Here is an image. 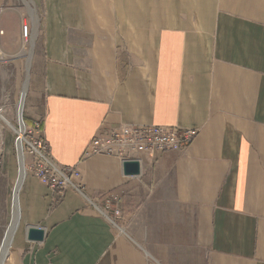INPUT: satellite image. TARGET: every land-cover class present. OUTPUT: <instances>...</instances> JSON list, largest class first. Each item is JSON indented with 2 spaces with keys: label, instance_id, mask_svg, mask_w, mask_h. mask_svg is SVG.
<instances>
[{
  "label": "crops",
  "instance_id": "1",
  "mask_svg": "<svg viewBox=\"0 0 264 264\" xmlns=\"http://www.w3.org/2000/svg\"><path fill=\"white\" fill-rule=\"evenodd\" d=\"M3 3L0 108L4 83L18 77L27 14L32 26L41 21L43 56L26 119L43 122L54 158L78 166L88 195L103 198L90 204L68 189L57 202L22 161L2 263L264 264V0ZM25 85L10 89L9 102L20 92V114ZM122 123L197 134L182 150L146 159L137 176L116 157L82 160L96 135ZM9 135L0 137V169L14 178ZM110 201L109 214L122 212L117 224L100 211ZM32 226L44 240H29Z\"/></svg>",
  "mask_w": 264,
  "mask_h": 264
},
{
  "label": "built area",
  "instance_id": "2",
  "mask_svg": "<svg viewBox=\"0 0 264 264\" xmlns=\"http://www.w3.org/2000/svg\"><path fill=\"white\" fill-rule=\"evenodd\" d=\"M22 31L24 37L30 34L27 23L22 25ZM4 34L5 30L0 23V61H4L2 50ZM8 124L14 129L19 175L23 161L21 157H24L26 177L29 174L36 176L57 195L63 194L68 189H74L88 199L84 191L86 185L80 168L62 165L54 158L44 135L42 121L29 124L23 113L20 114L17 109L15 124L12 122ZM196 134V129L173 125L122 123L96 135L84 150L82 160L95 155L112 156L120 160L123 168L126 162H139L143 171L146 159H153L159 153L182 150L193 141ZM29 157L30 164L27 165L26 158ZM114 212L115 215L120 216L119 208H116Z\"/></svg>",
  "mask_w": 264,
  "mask_h": 264
},
{
  "label": "rangeland",
  "instance_id": "3",
  "mask_svg": "<svg viewBox=\"0 0 264 264\" xmlns=\"http://www.w3.org/2000/svg\"><path fill=\"white\" fill-rule=\"evenodd\" d=\"M19 1H20V4L22 5V7L25 8V10H26V8L31 10L30 5H29V0H19ZM4 7H7L6 3H3L2 5H0V10L4 9ZM27 16H29V15L25 14L24 18H27V20L22 18L23 21L21 23V33H22V37H21L22 47L20 50L21 56L19 57L20 60H18L19 61L18 67L17 68L15 67L16 70L19 69V71L17 70L18 71V77L16 78L13 75H11L9 80L6 83H4L5 89H3L4 101L2 103L3 104L2 110H3V114L5 116V120L3 121L0 119V137L2 136V134L5 135V133L7 132V135L10 134L13 138V149H12L13 151H12V153L14 154L15 161H16L17 175H14V178H12V175H4L6 173L5 172L3 173V166H2V169H0V247L2 246L1 242H2L3 236H4L5 231L9 225V222L11 220V208H12V204H13V198L15 197L14 186L16 183V179L18 178V175H19V165H18V161H17V153H16V149H15V144H14V138H15V134L13 132L14 129H13V127L12 128L10 127L8 122H12L15 124V120H17V109H18L17 104H18V100L20 98V92L19 91H21L22 86H23V82H24L25 75L27 72L28 59L30 57L29 53H30V50L32 49L33 54H32V59H31V67L29 69L30 82H29V86H28V90H27L26 99H25L23 116L29 124L33 123V122H29L26 119L25 107H26L28 94L31 92V90H33L34 88L35 89L37 88V84H35L34 81L36 80L37 75H39V73H40V71H39L40 57L43 56V53L38 51L40 49V42H41L40 41V39H41V36H40V33H41L40 23H41V21H40V19H38L37 22H39V23L37 26H36V21H34L35 25L32 26L31 23L29 22V19ZM38 16H40L39 13H38ZM40 18H41V16H40ZM24 23H27L29 25V28H30V34L27 37H24L23 31H22V25ZM35 32H37V36L33 40V34ZM31 46H32V48H31ZM24 51H26V52H24ZM10 69L13 70L14 66L11 65ZM16 76H17V73H16ZM16 81L18 83L19 91H18L16 99H14V100L10 99V102H9V96H10V92H11L10 89L15 85ZM36 121H39V120H36ZM8 132H9V134H8ZM4 154H5V152H4ZM4 159H5V157H4ZM29 161H30V157L28 159L26 158L27 165L30 164ZM122 168H123V166H122ZM32 176H34V175H32ZM34 177H36V176H34ZM84 191H85V194L88 196L87 200L90 201V204L91 203L94 204L97 199L99 200L100 198H103V197L95 198V197L88 195L87 187L85 188ZM64 195H65V192L63 194L58 193L57 202H59L64 197ZM111 204H113L112 201L107 202L105 205V208H100V211L103 214H105L107 217H109L110 220L113 221V223L117 224L115 222V219H117L118 217L120 218V216L122 215V212L120 210V216L115 215L114 211L112 214H109L108 211H106V209L108 210V208L111 207ZM95 205H97V204H95ZM97 207H100V206L97 205Z\"/></svg>",
  "mask_w": 264,
  "mask_h": 264
},
{
  "label": "water",
  "instance_id": "4",
  "mask_svg": "<svg viewBox=\"0 0 264 264\" xmlns=\"http://www.w3.org/2000/svg\"><path fill=\"white\" fill-rule=\"evenodd\" d=\"M124 174L137 176L141 173L139 162H126L124 164ZM28 238L32 241H42L45 238V230L40 226H32L28 230Z\"/></svg>",
  "mask_w": 264,
  "mask_h": 264
},
{
  "label": "bare ground",
  "instance_id": "5",
  "mask_svg": "<svg viewBox=\"0 0 264 264\" xmlns=\"http://www.w3.org/2000/svg\"><path fill=\"white\" fill-rule=\"evenodd\" d=\"M35 39V35L33 34V40ZM31 48H32V46H31ZM33 51H32V49L30 50V53H29V55H30V57H29V59H28V64H27V74H26V77H25V79H26V85H25V94H26V90H27V88H28V85H29V74H28V70H29V68H30V63H31V59H32V53ZM22 102H23V100H22ZM22 104V103H21ZM22 112V111H21ZM20 112V113H21ZM1 114V113H0ZM23 161H24V157H22L21 158ZM23 166H24V164H23ZM22 172V171H21ZM22 176V175H21ZM16 190H17V187H16V189H15V197H14V204H15V207H16V209H15V214H14V223L11 225V227H9V229H8V231H7V234H6V237H5V243H4V246H3V250H4V253H3V258L6 256V254H7V252H8V247L10 246V244H11V239H12V234H13V231H14V229H15V227H16V224H17V218H18V216H17V208H18V205H17V196H16ZM0 264H3L2 263V259H0Z\"/></svg>",
  "mask_w": 264,
  "mask_h": 264
}]
</instances>
